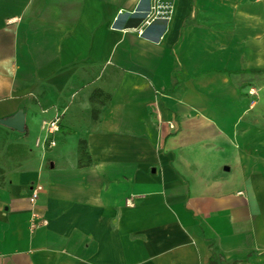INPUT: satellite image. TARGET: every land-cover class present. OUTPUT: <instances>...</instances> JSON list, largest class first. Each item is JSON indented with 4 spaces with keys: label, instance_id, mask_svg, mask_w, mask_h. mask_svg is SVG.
Masks as SVG:
<instances>
[{
    "label": "crops",
    "instance_id": "1",
    "mask_svg": "<svg viewBox=\"0 0 264 264\" xmlns=\"http://www.w3.org/2000/svg\"><path fill=\"white\" fill-rule=\"evenodd\" d=\"M171 1L0 0V264H264V0Z\"/></svg>",
    "mask_w": 264,
    "mask_h": 264
},
{
    "label": "built area",
    "instance_id": "2",
    "mask_svg": "<svg viewBox=\"0 0 264 264\" xmlns=\"http://www.w3.org/2000/svg\"><path fill=\"white\" fill-rule=\"evenodd\" d=\"M173 12V6L171 0H155L149 15L150 21L155 20H168ZM61 116L56 115L53 119L43 122L42 131L44 132V139L42 141L37 140L36 145L47 146L48 148L55 145L54 141L50 139L51 136L56 134L60 130ZM43 191V187L40 184H34L29 193L28 201L31 206V215L29 220L30 231L38 230L41 227L47 225L46 220L36 210V204L40 194Z\"/></svg>",
    "mask_w": 264,
    "mask_h": 264
},
{
    "label": "water",
    "instance_id": "3",
    "mask_svg": "<svg viewBox=\"0 0 264 264\" xmlns=\"http://www.w3.org/2000/svg\"><path fill=\"white\" fill-rule=\"evenodd\" d=\"M0 124L16 132L23 133L25 127V118L22 111H18L13 117L0 120Z\"/></svg>",
    "mask_w": 264,
    "mask_h": 264
},
{
    "label": "trees",
    "instance_id": "4",
    "mask_svg": "<svg viewBox=\"0 0 264 264\" xmlns=\"http://www.w3.org/2000/svg\"><path fill=\"white\" fill-rule=\"evenodd\" d=\"M231 74H254V75H264V69H253V70H240ZM81 154L84 155V151L81 150Z\"/></svg>",
    "mask_w": 264,
    "mask_h": 264
},
{
    "label": "rangeland",
    "instance_id": "5",
    "mask_svg": "<svg viewBox=\"0 0 264 264\" xmlns=\"http://www.w3.org/2000/svg\"><path fill=\"white\" fill-rule=\"evenodd\" d=\"M252 93H253V95H254V96H256V93H255V91H254V92H252ZM254 99L256 100V98H254Z\"/></svg>",
    "mask_w": 264,
    "mask_h": 264
}]
</instances>
